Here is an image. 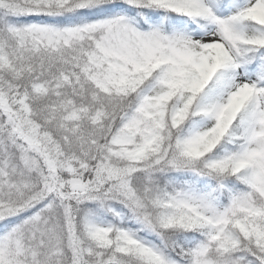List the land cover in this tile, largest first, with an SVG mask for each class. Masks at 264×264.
<instances>
[{
    "label": "snow or ice",
    "instance_id": "6c2138e0",
    "mask_svg": "<svg viewBox=\"0 0 264 264\" xmlns=\"http://www.w3.org/2000/svg\"><path fill=\"white\" fill-rule=\"evenodd\" d=\"M0 264H264V0H0Z\"/></svg>",
    "mask_w": 264,
    "mask_h": 264
}]
</instances>
